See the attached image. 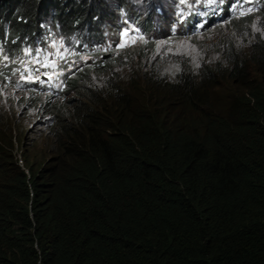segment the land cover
Listing matches in <instances>:
<instances>
[{
  "label": "trees",
  "instance_id": "1",
  "mask_svg": "<svg viewBox=\"0 0 264 264\" xmlns=\"http://www.w3.org/2000/svg\"><path fill=\"white\" fill-rule=\"evenodd\" d=\"M103 4L0 0L9 53L52 7L69 32ZM128 86L78 101L59 161L23 154L22 169L0 120V264H264V87L173 117Z\"/></svg>",
  "mask_w": 264,
  "mask_h": 264
},
{
  "label": "clouds",
  "instance_id": "2",
  "mask_svg": "<svg viewBox=\"0 0 264 264\" xmlns=\"http://www.w3.org/2000/svg\"><path fill=\"white\" fill-rule=\"evenodd\" d=\"M39 16V30L13 55L0 27V72L8 75L0 76L11 87L12 102L27 108L22 117L52 122L53 130L41 138L54 140L48 142L57 148L58 161L71 141L66 128L81 130L69 116L78 101L86 104L93 96L111 103L117 83L131 95L132 81L135 89L147 88L148 108L173 117L195 105L201 113H218L230 102L232 86L243 81L248 89L264 87L258 80L264 76V0H104L83 30L69 32L55 7ZM17 56V65H6ZM220 92L227 95L219 98ZM12 102L6 111L0 106V120L10 124ZM22 159L16 156L25 169ZM49 163L42 167L51 168Z\"/></svg>",
  "mask_w": 264,
  "mask_h": 264
},
{
  "label": "rangeland",
  "instance_id": "3",
  "mask_svg": "<svg viewBox=\"0 0 264 264\" xmlns=\"http://www.w3.org/2000/svg\"><path fill=\"white\" fill-rule=\"evenodd\" d=\"M69 50V48H67ZM88 58L87 56H84V58ZM20 60V56H17L12 59H6V65H9L10 67L13 64H18ZM4 76H8L7 74L3 73ZM255 77L254 75H250V78ZM8 79V77H7ZM263 81L264 76H262L258 79ZM256 78H254V82H258ZM245 86V81L234 84L230 90L232 96L238 95H249L250 90L248 88L243 87ZM211 96L210 99L214 98V94L212 91H210ZM227 93L220 92L219 98L226 96ZM12 96L11 93V87L8 89L6 82L3 81V77L0 76V106L1 109L6 111L10 108V103L12 102ZM232 96H230L228 99L231 101ZM234 100V99H232ZM214 101V100H213ZM212 101V102H213ZM12 105L14 107V110H12V114H7L9 116L10 122L12 124H9V132H6L3 136L4 139L8 141H18L17 136L20 139V141L16 145V156L19 158L20 156H26L30 159H40L42 155H53L51 158V161H54L56 159H60L59 156H57V148L53 146L52 143L48 141H54L50 137H47V139H42L41 134L45 135L46 132L53 130V124L52 122H42L38 121L35 122V120L32 117H22V115H25L27 113V108L19 109L17 107V101H13ZM3 112V111H2ZM4 113V112H3ZM14 114H18L20 116H16ZM22 117V118H21ZM38 126H40L38 128ZM2 130V129H1ZM24 154V155H23ZM37 163V161H35ZM51 164V165H50ZM54 163H49L48 165L53 166Z\"/></svg>",
  "mask_w": 264,
  "mask_h": 264
}]
</instances>
